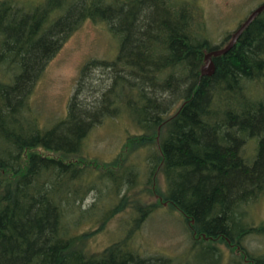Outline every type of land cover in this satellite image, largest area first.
Masks as SVG:
<instances>
[{
    "label": "trees",
    "instance_id": "16d2710c",
    "mask_svg": "<svg viewBox=\"0 0 264 264\" xmlns=\"http://www.w3.org/2000/svg\"><path fill=\"white\" fill-rule=\"evenodd\" d=\"M16 2L0 0V264H189L192 255L196 264H226L218 241L240 248L227 264H264V253L241 247L248 236L264 237V223L252 224L247 208L264 191V10L226 54L212 58L213 75L202 76L204 56L232 34L212 44L202 10L187 1ZM86 21L104 25L117 54L88 61L80 75L89 64L102 66L112 83L91 107L79 102L78 86L65 116L42 124L30 103L33 87ZM123 111L140 132L127 137L131 152L144 151L148 179L161 172L160 197L187 225L184 263L143 255L132 243L152 207L135 210L125 237L101 251L86 247L91 232L79 231L86 222L103 228L120 212L121 198L87 216L98 208L81 205L98 191L95 181L110 186V198L123 181L127 191L137 181L132 164L116 171L84 165L92 129Z\"/></svg>",
    "mask_w": 264,
    "mask_h": 264
},
{
    "label": "rangeland",
    "instance_id": "374dc122",
    "mask_svg": "<svg viewBox=\"0 0 264 264\" xmlns=\"http://www.w3.org/2000/svg\"><path fill=\"white\" fill-rule=\"evenodd\" d=\"M15 1L18 4L34 6L42 0ZM182 1L191 3L199 11L202 10L208 40L214 45L220 44L225 36L233 34L239 24L260 4L264 3V0ZM116 54L117 44L108 35L104 25L90 21L83 23L63 42L57 53L48 61L33 87L30 103L40 122L51 124L65 116L68 104L78 86L81 89L78 100L83 105L91 107L95 101H99L103 91L109 88L112 83L111 70L89 64L82 77L81 70L88 61H111ZM250 89L252 92L253 86H250ZM262 95L263 92L260 90L258 97ZM162 96L165 99L172 98L169 93ZM180 103L181 101L176 104L175 109ZM126 117L127 115L123 111L120 117L106 119L92 129L85 142L83 156L87 160L84 165L87 164L100 171L107 169L116 171L123 165L132 164L138 174L137 181L129 191H127V183L123 181L119 193L116 192V197L114 194L112 198L109 197L111 193H108L110 186L108 187L104 181H95L98 191L93 190L89 193L81 205L87 209L97 203L98 208L96 206L95 210L87 212V216H93L99 211L102 212L113 207L121 198L120 212L108 219L103 228L97 227L98 224L86 222L82 224L79 231L91 232L85 241L86 247L94 252L101 251L111 243L118 242L125 237L126 231L132 223L129 217H135L137 214L135 210L152 207L153 211L145 215L139 223V228L131 234L132 243L143 255L163 254L180 259L184 263L185 253L191 244V235L181 214L167 205L160 197V193L165 190V181L161 172H157L154 177L148 179L144 151H142L143 153L131 152L132 147L127 142V137L140 132ZM246 150L251 152L252 146L249 145ZM46 155L52 156L50 153ZM125 179L131 180L129 171L126 173ZM98 195L100 200L97 199ZM249 206L247 207L249 210L248 220L254 225L264 223V191L257 201ZM217 245L221 249L222 260L226 264L231 263L232 258H240V248L234 245L228 247L220 241L217 242ZM241 247L252 254L264 253V237L248 236L242 241ZM188 262L196 264L198 259L192 255Z\"/></svg>",
    "mask_w": 264,
    "mask_h": 264
},
{
    "label": "water",
    "instance_id": "95a60500",
    "mask_svg": "<svg viewBox=\"0 0 264 264\" xmlns=\"http://www.w3.org/2000/svg\"><path fill=\"white\" fill-rule=\"evenodd\" d=\"M264 10V3L259 5L254 11L250 13V15L245 19V21L235 30L232 34L231 40L229 43L222 49L213 50L208 52L204 56V64L201 68V75L202 76H211L214 73V64L212 61L213 57L221 56L226 54L236 43L238 37L241 33L246 29L250 23ZM158 139V138H157Z\"/></svg>",
    "mask_w": 264,
    "mask_h": 264
}]
</instances>
